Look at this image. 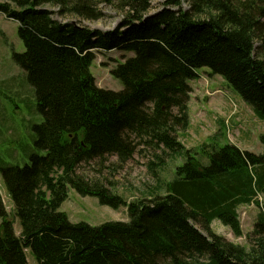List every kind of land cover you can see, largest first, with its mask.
Segmentation results:
<instances>
[{
  "label": "trees",
  "instance_id": "1",
  "mask_svg": "<svg viewBox=\"0 0 264 264\" xmlns=\"http://www.w3.org/2000/svg\"><path fill=\"white\" fill-rule=\"evenodd\" d=\"M155 1L0 3V13L19 25L25 51L13 59L35 91L44 117L35 145L46 152L23 167L0 166L20 229L0 194V264H30L28 253L37 264H264V206L248 247L211 230L219 221L242 236L238 210L264 195V155L228 142L187 148L180 140L190 127V81L201 68L264 121V0H163L151 13ZM101 5L123 16L119 28L62 23L47 9L99 21ZM112 50L135 53L112 71L121 91L98 87L91 72L95 52ZM136 157L153 161L157 185L128 200L112 179ZM175 157L183 164L163 176L165 159ZM92 165L110 178L89 176ZM69 189L125 208L128 221L72 223L60 211Z\"/></svg>",
  "mask_w": 264,
  "mask_h": 264
},
{
  "label": "rangeland",
  "instance_id": "2",
  "mask_svg": "<svg viewBox=\"0 0 264 264\" xmlns=\"http://www.w3.org/2000/svg\"><path fill=\"white\" fill-rule=\"evenodd\" d=\"M4 1L0 0V3ZM162 2L163 0L153 2L151 13L159 11ZM185 8L188 6L185 5ZM47 9L53 13V19L56 21L80 23L103 32L119 28L123 20V16L108 5L100 6L104 18L99 21H77V18L60 16L58 8L47 7ZM18 28L16 21L0 13V131L2 132L0 165L11 167H23L30 162V156L34 153L46 154L35 145L37 139L35 126L44 121L38 108L35 91L28 82L27 73L13 59L14 53L25 51V45L18 35ZM133 56H135L134 52L121 50L95 52L96 59L91 66V72L96 84L112 91L123 90V82L115 78L112 71ZM197 74L198 78L190 81L193 88L188 110L190 127L186 133L180 134V140L184 145L197 148L210 143L211 140L208 139L212 138L217 129L219 130V122L222 121L225 142L235 143L241 150L264 155V143L261 140V136L264 135V121L255 116L252 108L244 103L239 94L221 77L211 76L208 68L198 69ZM150 162L153 161L149 157H136L133 163L119 171L112 179L117 184L116 191L128 200L147 195V190L157 185L156 179L148 170ZM164 164L166 167L163 168L162 175L170 178L172 174L174 176L175 168L183 164V159L166 158ZM93 168L97 169V166L86 168L89 176L110 178L109 170H103L99 175L93 171ZM0 194L19 234L20 229L14 215L13 204L1 172ZM258 210L257 207L246 205L239 208L241 237L234 236L233 232L219 221L212 223L211 230L234 244L248 247L246 236L252 231L250 230L252 220L258 216ZM60 211L65 212L72 223H86L90 226L113 221L124 222L129 219L125 208L116 210L101 205L98 198L83 197L73 189H69L68 199L61 205ZM248 218H251V221ZM28 258L30 264H37L29 253Z\"/></svg>",
  "mask_w": 264,
  "mask_h": 264
},
{
  "label": "crops",
  "instance_id": "3",
  "mask_svg": "<svg viewBox=\"0 0 264 264\" xmlns=\"http://www.w3.org/2000/svg\"><path fill=\"white\" fill-rule=\"evenodd\" d=\"M199 122V121H198ZM219 124H220V128H219V130L217 129L216 131H215V134L212 136V138L211 139H208V140H211V142L213 141V142H216V143H219V144H225L226 142H225V136L223 135V131H222V126H223V123H222V121H220L219 122ZM198 127H199V125H198ZM197 130H199V129H197ZM2 138V132L0 131V139ZM235 144V143H234ZM186 145V144H185ZM236 145V144H235ZM186 147H187V145H186ZM195 147V146H194ZM187 148H189V147H187ZM35 154V153H34ZM0 166H2V167H11V166H7V165H5V166H3V165H0ZM162 174H163V170H162ZM171 178V177H170ZM164 180H167V179H164ZM241 208V207H240ZM251 218H248V220H250ZM256 219H257V217H256ZM256 219L255 220H252V225H251V228H250V230H252V228H253V226H254V224H255V222H256ZM251 221V220H250Z\"/></svg>",
  "mask_w": 264,
  "mask_h": 264
},
{
  "label": "built area",
  "instance_id": "4",
  "mask_svg": "<svg viewBox=\"0 0 264 264\" xmlns=\"http://www.w3.org/2000/svg\"><path fill=\"white\" fill-rule=\"evenodd\" d=\"M259 201L263 202V197L259 196Z\"/></svg>",
  "mask_w": 264,
  "mask_h": 264
},
{
  "label": "water",
  "instance_id": "5",
  "mask_svg": "<svg viewBox=\"0 0 264 264\" xmlns=\"http://www.w3.org/2000/svg\"><path fill=\"white\" fill-rule=\"evenodd\" d=\"M75 25V24H74Z\"/></svg>",
  "mask_w": 264,
  "mask_h": 264
}]
</instances>
